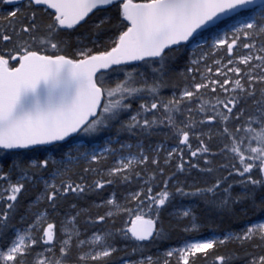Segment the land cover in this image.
<instances>
[{"label": "snow or ice", "instance_id": "snow-or-ice-1", "mask_svg": "<svg viewBox=\"0 0 264 264\" xmlns=\"http://www.w3.org/2000/svg\"><path fill=\"white\" fill-rule=\"evenodd\" d=\"M0 264H264V0H0Z\"/></svg>", "mask_w": 264, "mask_h": 264}, {"label": "trees", "instance_id": "trees-1", "mask_svg": "<svg viewBox=\"0 0 264 264\" xmlns=\"http://www.w3.org/2000/svg\"><path fill=\"white\" fill-rule=\"evenodd\" d=\"M204 235H206V236H207V235H210V232H207V231H206V232L204 233ZM174 243H175V241H174Z\"/></svg>", "mask_w": 264, "mask_h": 264}]
</instances>
